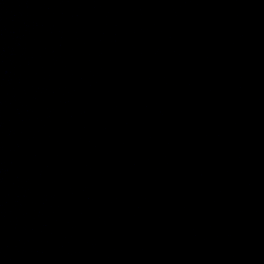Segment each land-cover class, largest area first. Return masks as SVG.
Returning <instances> with one entry per match:
<instances>
[{
    "label": "water",
    "instance_id": "obj_1",
    "mask_svg": "<svg viewBox=\"0 0 264 264\" xmlns=\"http://www.w3.org/2000/svg\"><path fill=\"white\" fill-rule=\"evenodd\" d=\"M0 264H264V0H0Z\"/></svg>",
    "mask_w": 264,
    "mask_h": 264
}]
</instances>
